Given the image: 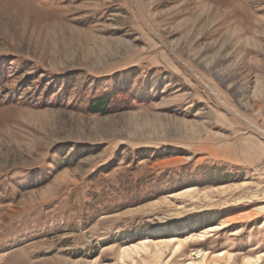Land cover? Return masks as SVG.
Returning <instances> with one entry per match:
<instances>
[{
	"label": "rangeland",
	"instance_id": "obj_1",
	"mask_svg": "<svg viewBox=\"0 0 264 264\" xmlns=\"http://www.w3.org/2000/svg\"><path fill=\"white\" fill-rule=\"evenodd\" d=\"M257 207L264 0H0V264H264Z\"/></svg>",
	"mask_w": 264,
	"mask_h": 264
},
{
	"label": "trees",
	"instance_id": "obj_2",
	"mask_svg": "<svg viewBox=\"0 0 264 264\" xmlns=\"http://www.w3.org/2000/svg\"><path fill=\"white\" fill-rule=\"evenodd\" d=\"M109 95L104 96L103 98L94 100L92 104L89 105L88 110L91 113H100L104 114L109 112L110 109L113 108V106L109 102Z\"/></svg>",
	"mask_w": 264,
	"mask_h": 264
},
{
	"label": "bare ground",
	"instance_id": "obj_3",
	"mask_svg": "<svg viewBox=\"0 0 264 264\" xmlns=\"http://www.w3.org/2000/svg\"><path fill=\"white\" fill-rule=\"evenodd\" d=\"M143 124H145V123H143ZM183 126H186L185 124H183ZM189 190V189H188ZM187 190V191H188ZM262 209H264V207H257L256 209H255V211H251V212H247V213H245L244 215H242V217H252L253 215H255L256 213H257V211H260V210H262ZM239 217V216H238ZM219 226H216V228H218ZM213 227H210V229H212ZM135 248H136V246H135ZM139 248V247H138ZM133 250H134V248H133ZM127 251V250H126ZM128 252V251H127ZM129 253V252H128ZM127 254V253H126ZM219 255H222V253H219Z\"/></svg>",
	"mask_w": 264,
	"mask_h": 264
},
{
	"label": "crops",
	"instance_id": "obj_4",
	"mask_svg": "<svg viewBox=\"0 0 264 264\" xmlns=\"http://www.w3.org/2000/svg\"><path fill=\"white\" fill-rule=\"evenodd\" d=\"M222 155H223V157H221ZM222 155H219V157L225 158V159L233 157L232 155L227 156L228 155V151H227V154L225 153V154H222ZM245 162H247V161L245 160Z\"/></svg>",
	"mask_w": 264,
	"mask_h": 264
}]
</instances>
